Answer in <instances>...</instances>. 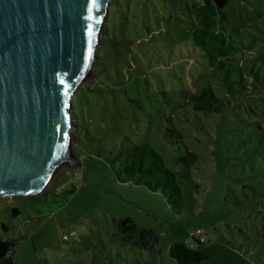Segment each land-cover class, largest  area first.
I'll list each match as a JSON object with an SVG mask.
<instances>
[{
  "label": "rangeland",
  "instance_id": "obj_1",
  "mask_svg": "<svg viewBox=\"0 0 264 264\" xmlns=\"http://www.w3.org/2000/svg\"><path fill=\"white\" fill-rule=\"evenodd\" d=\"M189 2L110 3L94 45L99 60L71 93L70 160L35 205L0 197V240L15 243L14 264H176L171 243L193 238L209 264H264V88L239 103L202 78ZM223 11L244 48L239 57L264 59V0H229ZM207 82L225 105L204 116L186 98ZM130 144L149 145L174 173L178 157L195 154L196 208L176 215L159 193L116 181L111 160ZM125 218L151 231L153 249L120 241L116 223Z\"/></svg>",
  "mask_w": 264,
  "mask_h": 264
},
{
  "label": "water",
  "instance_id": "obj_2",
  "mask_svg": "<svg viewBox=\"0 0 264 264\" xmlns=\"http://www.w3.org/2000/svg\"><path fill=\"white\" fill-rule=\"evenodd\" d=\"M113 1L0 0V197L41 194L70 160L71 93Z\"/></svg>",
  "mask_w": 264,
  "mask_h": 264
},
{
  "label": "trees",
  "instance_id": "obj_3",
  "mask_svg": "<svg viewBox=\"0 0 264 264\" xmlns=\"http://www.w3.org/2000/svg\"><path fill=\"white\" fill-rule=\"evenodd\" d=\"M229 0H190L188 12L193 19L190 32L191 46L202 55L207 71L202 78L215 79L230 100L242 103L252 89L264 88V59L257 56L240 58L243 46L231 34L226 22L224 7ZM98 51L95 58L99 60ZM208 83V82H207ZM209 84V83H208ZM191 110L204 116L218 114L224 108L223 100L216 97L210 84L186 98ZM175 141L180 140L174 134ZM74 138V136H73ZM75 140V138H74ZM181 168L174 173L147 144L132 145L119 150L111 160V171L119 183H134L149 192L159 193L169 209L176 215L196 208V196L200 186L194 181L192 170L197 164V156L186 151L175 161ZM36 196L25 197L30 205H35ZM11 213L18 214L16 209ZM260 224L264 239V211L260 212ZM3 230L5 227L2 226ZM120 241L140 249L151 250L157 242L151 231L138 227L125 218L116 223ZM196 245L173 241L169 256L176 264H209L200 246L202 241L193 238ZM15 243L0 240V264H14L12 254Z\"/></svg>",
  "mask_w": 264,
  "mask_h": 264
},
{
  "label": "snow or ice",
  "instance_id": "obj_4",
  "mask_svg": "<svg viewBox=\"0 0 264 264\" xmlns=\"http://www.w3.org/2000/svg\"><path fill=\"white\" fill-rule=\"evenodd\" d=\"M94 6H95V0H89V3H88V11H89V13H91V10H92V8ZM90 18L91 17L89 16L86 19H90ZM87 32H88V34L90 36L91 35V32H92V26L90 24L87 26ZM89 51H91V44L90 43H89ZM87 59H88V57H87V55H85L84 56L85 62H87Z\"/></svg>",
  "mask_w": 264,
  "mask_h": 264
},
{
  "label": "built area",
  "instance_id": "obj_5",
  "mask_svg": "<svg viewBox=\"0 0 264 264\" xmlns=\"http://www.w3.org/2000/svg\"><path fill=\"white\" fill-rule=\"evenodd\" d=\"M199 240H200V242L202 241V239H201V238H200Z\"/></svg>",
  "mask_w": 264,
  "mask_h": 264
}]
</instances>
